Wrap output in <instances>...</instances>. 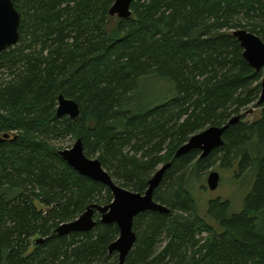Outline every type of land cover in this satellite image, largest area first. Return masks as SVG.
<instances>
[{"label": "trees", "instance_id": "16d2710c", "mask_svg": "<svg viewBox=\"0 0 264 264\" xmlns=\"http://www.w3.org/2000/svg\"><path fill=\"white\" fill-rule=\"evenodd\" d=\"M116 0H13L19 43L0 54V264H120V235L96 211L94 230L58 228L114 196L59 155L82 140L117 185L145 194L172 163L156 202L168 213L134 221L137 242L125 264H264V70L244 58L234 36L264 42V0H136L129 19L111 17ZM172 95L153 99L148 81ZM76 101V120L59 118V97ZM261 109V118L245 114ZM241 121L208 157H177L192 136ZM252 178L240 212L221 199L198 213L191 184L215 164ZM243 180V179H242Z\"/></svg>", "mask_w": 264, "mask_h": 264}, {"label": "water", "instance_id": "95a60500", "mask_svg": "<svg viewBox=\"0 0 264 264\" xmlns=\"http://www.w3.org/2000/svg\"><path fill=\"white\" fill-rule=\"evenodd\" d=\"M134 1L136 0H116L109 11L110 16L118 19H129L132 16L131 6ZM20 24L21 15L13 0H0V54L19 43ZM234 36L241 44L244 50V58L250 66L256 71L264 70V42L246 30H237L234 32ZM261 85L260 105L264 103V78ZM58 104L57 116L59 118L68 116L71 120H76L80 117L81 109L76 101L60 95ZM240 121L241 116H236L223 127H210L192 136L185 145L178 149L176 156L182 157L193 150H197L202 153L201 158L208 157L214 150L223 146L225 132ZM10 137L9 134L0 135V143ZM59 155L81 176L108 187L114 196V200L105 207L98 205L88 207L77 220L62 224L57 233L60 236H66L75 232L86 233L94 230L97 225L94 219L97 211L103 224H116L119 227L120 235L110 246L109 251L111 254L118 253L120 264H125L137 242V235L134 231L135 219L145 212H169L167 207L155 201L154 195L161 186L172 163L162 166L149 181V188L146 193L140 194L117 185L98 159H91L85 155L83 142L80 139L76 141L73 148L61 150ZM220 181V174L211 172L208 177L209 190L216 191Z\"/></svg>", "mask_w": 264, "mask_h": 264}, {"label": "rangeland", "instance_id": "374dc122", "mask_svg": "<svg viewBox=\"0 0 264 264\" xmlns=\"http://www.w3.org/2000/svg\"><path fill=\"white\" fill-rule=\"evenodd\" d=\"M146 88L153 99H159L165 96L170 97L172 95V87L164 81H148ZM244 114L246 122H253L261 118V109H252ZM76 141L77 140L68 139L65 142H61L59 146L62 147L63 150L71 149ZM160 168L161 166L159 169ZM211 172H218L221 176V181L216 191H211L208 188V177ZM242 179H236L233 171L222 169L219 163L215 164L208 170L199 173L197 179H193L191 184L194 185L192 192L196 199L197 209L200 216L207 217L209 202L217 199L229 201L232 210L234 212H240L243 209L244 201L252 188L251 176H246Z\"/></svg>", "mask_w": 264, "mask_h": 264}]
</instances>
